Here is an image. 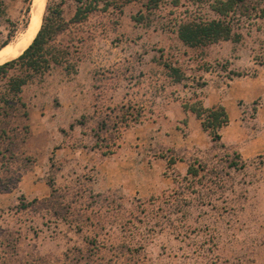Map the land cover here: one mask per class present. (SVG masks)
<instances>
[{"label": "rangeland", "instance_id": "obj_1", "mask_svg": "<svg viewBox=\"0 0 264 264\" xmlns=\"http://www.w3.org/2000/svg\"><path fill=\"white\" fill-rule=\"evenodd\" d=\"M0 1L1 45L25 35L33 0ZM44 1L65 25L52 42L62 62L23 88L27 117H0V264H264V150L236 160L205 133L192 146L179 118L182 102L202 100L198 84L226 92L238 72L258 82L227 108L264 137V16L235 20L237 42L191 48L178 24L213 17L191 0H98L80 22L78 0ZM165 64L188 80L171 82ZM172 149L190 152L166 169Z\"/></svg>", "mask_w": 264, "mask_h": 264}, {"label": "trees", "instance_id": "obj_2", "mask_svg": "<svg viewBox=\"0 0 264 264\" xmlns=\"http://www.w3.org/2000/svg\"><path fill=\"white\" fill-rule=\"evenodd\" d=\"M98 2V0H84V2L83 0H78L79 5L76 7L73 21L80 22L86 19L89 13L97 9ZM165 2L167 0H148L147 5L143 6L156 8ZM179 2L180 0H171L174 6H177ZM191 3L196 4L199 9L202 6H206L213 15V17L198 15L196 19L178 24L176 30L178 39L182 44L191 48L205 47L221 41L237 42L240 39V35L234 29L235 20L238 21L243 16L247 18L264 16V0H191ZM110 4L108 1L104 3L103 9H107ZM52 11L49 7L46 8L40 29L24 52L16 59L0 65V117L3 121L6 120V123L14 114H21V111L22 116L27 117L26 103L23 102L21 96L23 88L33 78H42L50 69L59 66L62 62V53L55 48L52 42L65 30V25L60 21V9L55 8V11ZM5 14L3 4L0 1V17ZM142 18H145V16L140 14L138 18L134 17V20L139 21ZM8 41L9 39L3 42L0 48L8 44ZM164 66L171 82L174 84H180L188 80L181 69L171 64H165ZM203 70L205 72L209 71L208 69ZM15 71L19 73H15ZM232 76L240 77L241 74L233 72ZM204 86H206V82L197 85L200 89ZM243 104L242 101H239V105ZM253 104L255 105L256 101ZM181 108L185 113H191L200 121L201 131L207 134L213 143H219L221 148H229L221 143L220 131L229 124L228 114L222 105L208 108L204 107L201 99H197L194 102H182ZM76 122L80 123L81 121ZM75 124V122L70 123L69 129L71 130ZM1 133L0 135H5L7 130L1 129ZM98 144L99 142L96 143V146H101ZM58 148L55 147V149ZM106 148V151L102 152V156L113 154V151H110L108 147ZM2 152L4 151L2 150ZM189 152L190 150L185 149L183 154H179V152L172 149L168 155L161 154L160 158L166 160V169H172L178 162H185L184 155ZM233 156L236 160L241 157L237 151L233 152ZM187 162L186 175L196 177L199 173L200 165L195 160ZM230 165L237 166L235 161L231 162ZM47 186L51 192H54V181L52 179L47 181ZM22 206L27 207L29 203Z\"/></svg>", "mask_w": 264, "mask_h": 264}, {"label": "crops", "instance_id": "obj_3", "mask_svg": "<svg viewBox=\"0 0 264 264\" xmlns=\"http://www.w3.org/2000/svg\"><path fill=\"white\" fill-rule=\"evenodd\" d=\"M207 82L208 84L204 86V88L200 91L203 94L202 102L204 107L210 108L217 105H222L229 117L228 126L224 127L220 131L221 143H223L230 149L237 150L244 159H249L257 155L258 153H261L262 150H264V137L262 138L260 134H256L254 136L252 134H248V132L242 128L243 122L241 120L240 110L232 108L231 112H229L227 105H229L230 102L226 100V97L232 98V100L238 97L243 98V95L239 93V90H242V88L245 87H250L252 82H258V80H251L243 77H236L232 80H227L229 87L226 88V92L222 90L223 88L218 89V81H216L214 84L216 88L210 81ZM236 90H238V93L236 92ZM263 109L264 108H260L259 111ZM181 112L182 115L179 118L185 119L187 117L188 119V126L190 128V133L187 137L188 141L191 143V137H198V140L193 141L191 144L192 146H200L199 144H201V142L203 141L202 138L205 136V134L200 131V121L196 119L194 115H190V113L186 115L183 110ZM102 174L105 175L108 181L113 182L112 185L120 184L115 180L114 177L110 176L109 174L104 172Z\"/></svg>", "mask_w": 264, "mask_h": 264}, {"label": "bare ground", "instance_id": "obj_4", "mask_svg": "<svg viewBox=\"0 0 264 264\" xmlns=\"http://www.w3.org/2000/svg\"><path fill=\"white\" fill-rule=\"evenodd\" d=\"M44 0H33L30 10V27L26 31L25 35L21 38L16 39L15 41L8 43L0 48V65L2 63L13 59L23 52V49L29 42V39L33 36L35 37L39 27H40V17L44 10ZM34 9L36 11L34 12ZM33 37V38H34Z\"/></svg>", "mask_w": 264, "mask_h": 264}, {"label": "water", "instance_id": "obj_5", "mask_svg": "<svg viewBox=\"0 0 264 264\" xmlns=\"http://www.w3.org/2000/svg\"><path fill=\"white\" fill-rule=\"evenodd\" d=\"M45 4H46V3H45ZM31 5H32V2H31ZM31 5H30V9H29V10H31ZM35 11H36V9H34V12H35ZM44 12H45V6H44V10H43V12H42V15H41V17H40V22H41V23H42V18H43ZM29 14H30V11H29ZM29 18H30V16H29ZM40 26H41V24H40ZM29 27H30V20H28V22H27V26H26V28H25V31L28 30ZM39 29H40V27H39ZM39 29H38V30H39ZM37 32H38V31H37ZM36 34H37V33H36ZM33 39H34V38H33ZM32 41H33V40H32ZM31 43H32V42H31ZM31 43H30V44H31ZM30 44H29V45H30ZM29 45H28V46H29ZM23 52H24V51H23ZM23 52H22V53H23ZM22 53H21V54H22ZM21 54H20V55H21ZM20 55H19V56H20ZM19 56H18V57H19ZM16 58H17V57H16ZM16 58H15V59H16ZM12 60H14V59H12ZM8 62H9V61H8Z\"/></svg>", "mask_w": 264, "mask_h": 264}]
</instances>
